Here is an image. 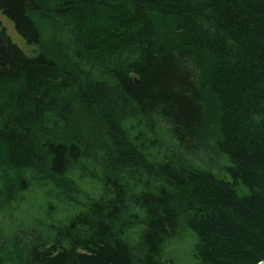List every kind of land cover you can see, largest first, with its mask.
<instances>
[{"label": "trees", "instance_id": "trees-1", "mask_svg": "<svg viewBox=\"0 0 264 264\" xmlns=\"http://www.w3.org/2000/svg\"><path fill=\"white\" fill-rule=\"evenodd\" d=\"M0 12V264L264 259V0Z\"/></svg>", "mask_w": 264, "mask_h": 264}, {"label": "rangeland", "instance_id": "rangeland-1", "mask_svg": "<svg viewBox=\"0 0 264 264\" xmlns=\"http://www.w3.org/2000/svg\"><path fill=\"white\" fill-rule=\"evenodd\" d=\"M0 18L3 21V23L6 25L8 29V35L10 36L11 40L17 44L25 53H29V49H32L30 45L26 44L23 39L20 38V36L15 31V28L12 24V22L7 19L1 12H0ZM5 27V28H6ZM29 51V52H28ZM37 193L30 194L29 198L35 199L37 197ZM28 200L26 201V204H22L20 207L21 210H29L28 213L31 211V209H28L29 205L27 204ZM22 215V211H20V214ZM18 217V215H16ZM31 216L34 217V214H31ZM17 217L13 218L14 220L12 222L17 223ZM23 222H27L24 218L22 220ZM24 224V223H23ZM195 242V236L190 230H186L183 232L182 236L179 238V240H176L172 245L169 246V255L174 258L175 262L177 264H197L196 260L193 257V244Z\"/></svg>", "mask_w": 264, "mask_h": 264}, {"label": "water", "instance_id": "water-1", "mask_svg": "<svg viewBox=\"0 0 264 264\" xmlns=\"http://www.w3.org/2000/svg\"><path fill=\"white\" fill-rule=\"evenodd\" d=\"M258 264H264V259L262 261H260Z\"/></svg>", "mask_w": 264, "mask_h": 264}]
</instances>
